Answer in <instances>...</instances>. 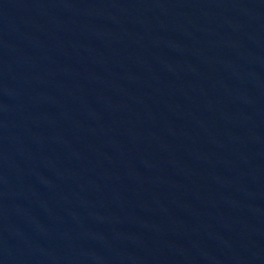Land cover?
Here are the masks:
<instances>
[{
	"label": "water",
	"instance_id": "obj_1",
	"mask_svg": "<svg viewBox=\"0 0 264 264\" xmlns=\"http://www.w3.org/2000/svg\"><path fill=\"white\" fill-rule=\"evenodd\" d=\"M0 264H264V0H0Z\"/></svg>",
	"mask_w": 264,
	"mask_h": 264
}]
</instances>
